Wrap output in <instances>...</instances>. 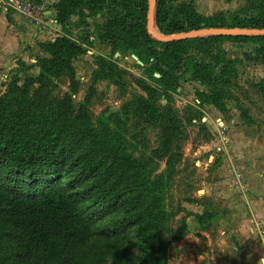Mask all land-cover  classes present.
Returning a JSON list of instances; mask_svg holds the SVG:
<instances>
[{
	"label": "rangeland",
	"instance_id": "374dc122",
	"mask_svg": "<svg viewBox=\"0 0 264 264\" xmlns=\"http://www.w3.org/2000/svg\"><path fill=\"white\" fill-rule=\"evenodd\" d=\"M256 2L168 0L167 11L184 17L182 12L193 5L192 19H206L204 29L208 24L233 28L264 12ZM101 15L93 19L78 12L65 23L57 17L52 33L41 29L48 33L45 43L30 49L35 62L19 63L0 82L2 96L16 74L20 85L26 77L39 76L38 63L52 37L85 51L72 62L76 91L66 76L49 89L53 99H72L65 101L70 116L56 140L76 155L63 150L53 175L94 222V237L83 250L99 248L112 235L125 243L128 261L111 257L108 264H264V220L253 223L254 231H211L229 213L230 199L244 192L264 199V47L225 39L202 58L198 42L190 40L178 88L161 92L156 103L176 119L175 130L171 118L150 115L161 120L154 121L134 106L136 96H147L146 89L160 77L154 58L152 66L144 65L138 56L149 63L146 47L124 32L114 54L110 44L100 42L98 27L106 21ZM156 33L168 36L166 28ZM128 44L136 50L125 51ZM24 53L14 56L22 59ZM216 144L224 151L208 149ZM131 159L137 162L134 170L118 169ZM192 215L196 218L190 223ZM197 223L200 231H194Z\"/></svg>",
	"mask_w": 264,
	"mask_h": 264
},
{
	"label": "trees",
	"instance_id": "16d2710c",
	"mask_svg": "<svg viewBox=\"0 0 264 264\" xmlns=\"http://www.w3.org/2000/svg\"><path fill=\"white\" fill-rule=\"evenodd\" d=\"M167 3L168 0H157L155 31L161 33L166 28V37H171L204 29L202 24L206 19L196 15L198 18L192 19L193 5H188L181 17L171 16ZM259 4L264 11V0ZM149 7V0H60L55 8L62 23L78 12L88 18L102 14L106 21L98 27L99 39L102 44H110L114 54L118 52L122 32L139 40L146 47L149 63L137 55L139 60L149 66L153 62L160 77L154 78L156 85L146 89L147 96H136L134 106L138 105V110L141 108L154 121L160 119L150 115L171 118L170 125L177 130L179 124L170 116L171 112L159 109L156 103L161 92L163 95L173 86L178 88L180 64L183 55L190 52L187 48L190 40L163 42L150 34ZM214 28L227 27L208 24L205 29ZM232 29L264 30V12ZM225 39L252 40L264 47V36H209L192 42H198L197 53L204 58L211 56L214 43ZM67 42L56 40L45 46L46 56L38 63L39 76L26 77L20 85L19 74H16L6 93L0 94V264H108L111 257L120 263L128 261L125 243L112 235H107L99 248L83 250L94 237V222L80 209L66 185L53 175L55 165L63 159V150L70 157L76 155L75 149H61L56 140L70 116L65 101L72 99L65 96L64 100H57L49 95L53 81L65 76L74 85V91L77 89L72 62L85 51L81 45ZM128 46L125 51L137 48ZM200 69L211 73L203 65ZM211 94L223 99L219 93ZM242 116L246 118L243 112ZM136 166L135 159H131L120 163L118 169L127 173ZM199 223L204 224L201 220Z\"/></svg>",
	"mask_w": 264,
	"mask_h": 264
},
{
	"label": "crops",
	"instance_id": "0c3cea01",
	"mask_svg": "<svg viewBox=\"0 0 264 264\" xmlns=\"http://www.w3.org/2000/svg\"><path fill=\"white\" fill-rule=\"evenodd\" d=\"M46 6L47 14L51 17H58L56 5L60 0H35ZM5 0H0V82L5 81L4 76L7 72L18 70L19 63L27 66L35 62L31 59V50L35 45L44 44L47 40L45 31L17 14L9 15ZM102 16V15H101ZM100 16V17H101ZM103 19V17H101ZM93 19H96L93 18ZM102 24V23H101ZM50 33V32H49ZM52 42L56 41L52 37ZM100 43V42H99ZM101 44V43H100ZM26 50V53H23ZM27 59V60H26ZM14 60V62H12ZM11 63H14L11 65ZM13 66V67H12ZM12 67V68H11ZM40 73V70H39ZM38 77V76H37ZM248 176L250 174H247ZM250 177L248 179V182ZM243 195V196H242ZM238 198L230 199V211L218 223L213 225L211 231H254L253 223L257 220H264V199H258L249 192L242 193ZM196 217L190 216L189 222H193ZM223 218V219H222ZM220 226V227H219ZM201 226L197 223L194 231H200Z\"/></svg>",
	"mask_w": 264,
	"mask_h": 264
},
{
	"label": "water",
	"instance_id": "95a60500",
	"mask_svg": "<svg viewBox=\"0 0 264 264\" xmlns=\"http://www.w3.org/2000/svg\"><path fill=\"white\" fill-rule=\"evenodd\" d=\"M149 1H150V7H149V15H148V31L150 34L154 35L158 40L163 42L188 41L198 38H206L209 36L234 37V38L264 36V30L232 29V28L202 29V30L192 31L189 33L180 34L171 37L160 36L155 31V12H156L157 0H149ZM138 63L142 64L141 62Z\"/></svg>",
	"mask_w": 264,
	"mask_h": 264
},
{
	"label": "built area",
	"instance_id": "2783aa9c",
	"mask_svg": "<svg viewBox=\"0 0 264 264\" xmlns=\"http://www.w3.org/2000/svg\"><path fill=\"white\" fill-rule=\"evenodd\" d=\"M8 3V4H7ZM6 6H9L21 14L27 21L39 26L41 29H50L48 32L52 33L54 27H58L59 21L55 17H48L46 6L35 0H8ZM210 151L221 153L224 148L219 145L208 147Z\"/></svg>",
	"mask_w": 264,
	"mask_h": 264
}]
</instances>
